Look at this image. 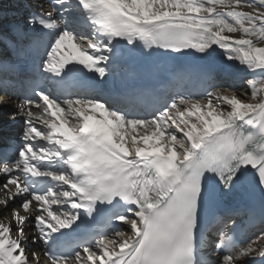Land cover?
I'll return each instance as SVG.
<instances>
[{
  "label": "snow or ice",
  "instance_id": "snow-or-ice-1",
  "mask_svg": "<svg viewBox=\"0 0 264 264\" xmlns=\"http://www.w3.org/2000/svg\"><path fill=\"white\" fill-rule=\"evenodd\" d=\"M24 7L0 12L24 125L0 148V264H264V0Z\"/></svg>",
  "mask_w": 264,
  "mask_h": 264
},
{
  "label": "bare ground",
  "instance_id": "bare-ground-1",
  "mask_svg": "<svg viewBox=\"0 0 264 264\" xmlns=\"http://www.w3.org/2000/svg\"><path fill=\"white\" fill-rule=\"evenodd\" d=\"M7 1L10 3V5H1L2 8L5 7V9H3V10H5L4 11L5 15L8 17V19L10 21L23 25L25 18L28 15V12L25 9L24 5H25V3H27L30 6L32 3V0H7ZM9 7L13 8L12 12L9 10ZM17 8H18V10H17ZM48 11H51V10H48ZM261 46H264V45H261ZM218 51H222V50L218 49ZM215 63L217 65L220 63L221 64L220 66H222L223 65V57L217 56L215 58ZM236 63H237V67L239 68L238 62H236ZM218 78H220V77H218ZM218 78H217V80H218ZM217 84H222L225 87L232 85L233 87L240 90V94H241L242 99H245V100L249 99V97L243 96V91L248 90V85L246 82L241 81L239 79V77H237V79L235 81L230 79V80H227V82H226V80H223L221 78V82L217 83ZM226 94L231 95L232 94L231 90H229ZM0 96H4V101L2 103H0V109L4 107L2 109V111L0 110V129L3 130L5 137L17 138L19 141V136L22 132L21 124L18 123L14 126H11L12 122H15V121L17 122V121H20L22 119L20 115L14 116V114L17 111V109H16L17 100L12 99V98H8L5 95L3 90H0ZM7 105H8V108L6 107ZM40 126L41 125H38V127H40ZM0 179H2V178H0ZM4 222H7V221H4ZM31 235H32V233H30V236ZM250 237L251 236L247 237L244 240L242 245L246 244ZM216 239H217V237L213 238V240H216ZM27 247H28L29 252H31V251H42V249H43V245L41 243L38 242L37 244L33 245L31 243V240H29V244L27 245ZM217 258H218L217 254L215 253L214 250H212V255L210 256V259L217 260ZM42 264H47V262L42 261Z\"/></svg>",
  "mask_w": 264,
  "mask_h": 264
},
{
  "label": "rangeland",
  "instance_id": "rangeland-1",
  "mask_svg": "<svg viewBox=\"0 0 264 264\" xmlns=\"http://www.w3.org/2000/svg\"><path fill=\"white\" fill-rule=\"evenodd\" d=\"M1 5H10V3H9L7 0H0V12H4L5 10H3V9H5V7L2 8ZM1 9H2V10H1ZM9 10L12 12V11H13V8L9 7ZM17 10H18V8H17ZM226 82H227V80H226ZM6 107L8 108V105H7ZM3 108H4V107H3ZM3 108H1L0 110L2 111ZM23 126H24V125H23V123H22V127H23ZM213 261H215V260H213Z\"/></svg>",
  "mask_w": 264,
  "mask_h": 264
}]
</instances>
